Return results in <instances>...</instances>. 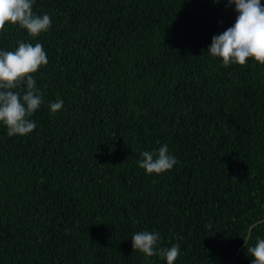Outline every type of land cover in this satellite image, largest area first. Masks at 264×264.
I'll use <instances>...</instances> for the list:
<instances>
[{"label":"trees","instance_id":"obj_1","mask_svg":"<svg viewBox=\"0 0 264 264\" xmlns=\"http://www.w3.org/2000/svg\"><path fill=\"white\" fill-rule=\"evenodd\" d=\"M234 8L35 0L47 32L6 24L0 50L39 42L48 63L33 74L34 131L9 137L0 123V264H167L133 250L140 231L179 244L174 264H251L264 239V65L207 52ZM165 144L178 163L146 174L140 153Z\"/></svg>","mask_w":264,"mask_h":264},{"label":"clouds","instance_id":"obj_2","mask_svg":"<svg viewBox=\"0 0 264 264\" xmlns=\"http://www.w3.org/2000/svg\"><path fill=\"white\" fill-rule=\"evenodd\" d=\"M213 2L218 3L219 0ZM34 3L35 0H0V33L7 31L6 24L18 25L33 38L47 32L52 24L51 17L34 13ZM231 5L238 13L235 23L222 34L212 37L207 52L214 58H220L224 67L232 64L245 66L249 58L264 65V6L261 0H227V6ZM47 63V54L39 42L33 45L17 41L14 51L0 50V123L6 126L9 137L24 136L36 128L30 117L44 99L33 74ZM22 88L23 91L17 90ZM62 108V100L49 104L52 114ZM140 156L142 159L138 166L149 175L170 171L178 163L166 144L158 151H144ZM205 227L211 230L212 225L209 223ZM131 240L133 250L146 257L158 255L167 264H174L181 254L179 244L158 248L159 232L140 231ZM247 253L252 257L251 264H264V239L258 237L255 246L247 248Z\"/></svg>","mask_w":264,"mask_h":264}]
</instances>
